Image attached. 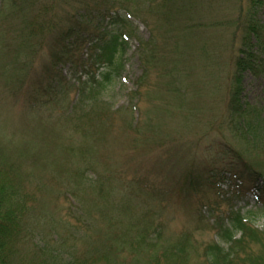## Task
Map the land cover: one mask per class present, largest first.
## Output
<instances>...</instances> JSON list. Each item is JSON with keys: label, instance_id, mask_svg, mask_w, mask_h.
Instances as JSON below:
<instances>
[{"label": "rangeland", "instance_id": "1", "mask_svg": "<svg viewBox=\"0 0 264 264\" xmlns=\"http://www.w3.org/2000/svg\"><path fill=\"white\" fill-rule=\"evenodd\" d=\"M109 1L117 8L125 5L126 8L135 10L142 8L144 16L148 18V23L141 19L133 20L134 26L138 28V37L144 40L145 48L149 46L146 42L153 38L157 44L156 50H153L156 60L147 70L141 62L139 43L137 39H133L126 55L123 75L113 79L105 87L101 86V89L96 88L95 91L99 92H95L97 97L93 99L87 97L85 90L79 91L84 86L83 81L87 83L85 89L93 86L92 75L86 71L91 65L86 49L81 50L78 57L87 63L83 67H75L72 61L59 65V72L63 77H58L57 81L62 79V83H58L62 85L54 93L42 94V98L35 102L28 103L24 96L14 102L12 94H5L6 86L12 87L11 91L17 84L2 82L0 78V158L14 164L15 177L25 181H22L21 186L26 185L30 190L37 187L35 209L38 217L35 223L30 221L37 233L43 235L44 231L49 237L59 233L68 238L67 245L75 246L77 252H83L89 246L83 243L82 237L69 235L77 220L73 218L74 215L68 214V207L73 208L75 217L86 218L90 222L89 239L93 235L92 231L106 228L108 224V219H102L97 208H93L98 195L95 192L97 188L93 189L91 183L95 182L98 172L88 166H95L105 177L113 175L123 185L122 179H132L135 174L142 177L151 168L145 159L154 158L159 153L158 150L153 151L155 139L164 142L170 139L183 141L184 146L180 147L182 154L177 159L178 164L173 167V171L177 170V173L192 163L196 167L213 163L228 146L246 156L251 155L248 157L256 152L251 148L250 138L245 139L239 134L240 131L232 129L227 118L234 20L240 8L247 5V0H177L179 3L174 10L171 3L174 0H157L154 9L151 7L153 11L149 6L154 0ZM164 2L166 9L160 13L157 7ZM100 4L101 0H21L18 6L23 5V8L6 7L5 15L9 16V23H3L1 27L0 13V46L3 40L6 45H12L5 55L4 51L0 53V63L18 54L24 56L28 52L29 56L32 55V50L27 45L23 44L24 50H14L13 47L19 44V38H14V35L18 34L16 31L20 28L26 27L25 24L28 25L27 18L35 19L33 21L42 30L48 25V30L55 23L68 21V18L76 14L89 15ZM260 15L264 21V9ZM10 18L13 20L10 21ZM195 23L205 26L198 28ZM44 33L41 32L42 35ZM56 37L57 34L54 41ZM38 40L39 37L34 39ZM51 43L52 38L47 39L45 52L41 55L43 62L36 67L35 73L42 71L44 64H49V59L52 58L48 51ZM56 50L57 47L54 51ZM171 70L176 71L170 73ZM144 72L146 74L142 79L140 95L136 94L134 98L132 94ZM32 77L33 74L31 79ZM57 81L49 82L55 86ZM175 81H179L184 88V97L172 90V83ZM244 100L250 106H256L264 115V70L259 74L249 73L244 78ZM97 108L105 110L104 118L108 122H111L110 119L114 120L112 128L106 129L105 124L103 126V122L97 120L90 123L89 119L93 115L91 112ZM130 121L138 122L137 131L129 127ZM88 126L89 129L92 128L90 132L94 130L88 135L90 141L86 145L95 153L90 156V161H85L73 153L82 146V128L87 129ZM261 138H264V123L259 136ZM69 139V145L73 142L74 147L71 152L65 149ZM256 143L259 145V141ZM70 154H73L72 157ZM258 160L261 161L262 158ZM77 166L88 168L81 182L73 173ZM140 166L142 170L137 171ZM96 184L99 188L102 187L98 182ZM229 185L230 182H222L221 194L210 196L209 199H216L218 204L214 213L206 205L200 207L199 214L204 216L202 221L198 219L195 201L186 208L168 204L161 217L157 216L165 223V240L176 241L189 233L190 240L200 246L217 238L216 230L208 224L216 222V219L227 223L230 209L242 214L247 210L250 212L264 207L250 193L242 196L232 194ZM67 191L74 193L66 194ZM156 203L153 201L154 208L161 209L162 206H156ZM251 219L255 227L264 229V213L258 211ZM121 223L124 228L126 223ZM135 231L133 235L137 234V230ZM24 244L25 248L30 246L27 242ZM51 244L60 248L62 239L59 243L53 241ZM94 247L95 251L97 247L100 251L99 248H103V245ZM254 249H258L257 246ZM124 250L122 259L126 257V261L119 259L118 263L113 264H133L136 259L140 264L153 262L149 251L145 249H141L136 257L127 252V247ZM197 250L183 264H204V258L197 254ZM25 261H30L28 254ZM166 263L161 261L152 264Z\"/></svg>", "mask_w": 264, "mask_h": 264}, {"label": "trees", "instance_id": "2", "mask_svg": "<svg viewBox=\"0 0 264 264\" xmlns=\"http://www.w3.org/2000/svg\"><path fill=\"white\" fill-rule=\"evenodd\" d=\"M19 2L21 3V0H0L1 27L3 23H9L7 20L9 16L5 15L6 7L23 8V5L18 6ZM101 3L93 12L91 11V14H76L68 18V21L61 20L55 23L48 30V25L42 30V27L34 22L35 19L27 18L28 25L25 24L26 27L20 28L16 31L18 34L14 35V38H19L20 45L15 44L13 47L14 50H24L23 44L27 45L32 50V55L29 56L30 53L27 52L24 56L18 54L11 59L5 57L6 61L0 63L2 82L17 84L11 91L12 87L6 86L5 94H12L14 102L24 96L28 103H31L41 99L42 94L54 93L62 85H58L62 79L57 81L58 77H63L58 66L72 61L75 67H83L87 61L83 62L82 58L78 57V53L86 49L91 63L86 71L92 75L93 86L85 89L87 83L83 81L84 86L79 88V91L85 90L87 97L93 99L97 97L95 92H99L95 91L96 88L101 89V86L105 87L104 85L123 75L126 55L133 39H137L139 43L141 62L145 64L147 70L156 60L154 51L157 44L154 43L153 38L146 42L149 46L145 48L144 40L138 37V28L134 26L133 20L141 19L147 23L149 21L144 16L142 8L135 10L126 8V5L117 8L109 0H101ZM156 3L157 0H154L149 6L151 11ZM171 3L173 10L177 9L179 1L174 0ZM165 4V2L161 3L157 7L160 13L166 9ZM240 9L234 20L231 43L232 75L229 78L230 82L228 81L229 116L227 118L230 120L232 129L240 131L239 134L245 139L250 138L251 148L256 151L255 155L248 157L251 155L246 156L236 148L228 146L213 163L198 165V167L192 163L177 173V170L173 171V167L178 164L177 159L179 160L182 154L180 147L184 146L183 141L170 139L164 142L161 139H155L153 151L158 150L159 153L154 155V158L145 159L151 168L142 177L135 174L132 179L126 181L122 179L123 185L116 181L113 175L109 174L105 177L104 173L95 166H88L98 172L95 182L91 183L93 189L97 188L95 192L98 195L93 208H97L102 219H108V224L106 228L92 231L93 235L89 239L90 222L86 218L84 220V218L75 217L73 208L68 207V214L74 215L73 218L77 220V224L70 230L69 235L82 237L83 243L89 246V249H84L83 252H77L75 246H68V238L59 233H54L50 237L44 231L43 235L37 233L30 224V221L35 223L38 217L35 209L37 187L30 190L26 185L21 186L25 181L22 179V182L15 177L14 164L0 158V264H113L123 258L122 252L125 253V247L128 248L127 252L135 257L141 249L149 251L152 263L165 261L166 264H183L198 249L197 254L204 258V264H264V229L255 227L251 219V216L258 211L264 213V207L250 212L247 210L242 214L230 209L227 213V223L219 222L217 219L212 224L207 223L210 228L216 230L217 238L204 242L200 246H196L190 240L189 233L179 240L166 241L163 232L165 223L160 219L168 204H177L186 208L194 201L197 204L198 214L203 205L214 213L218 208L217 200L209 198L221 194V183L224 181L227 184L230 182L229 189L232 194L242 196L250 193L256 200H262L264 204V138L259 139L264 115L256 106H250L244 100V78L249 73L259 74L264 70V21L260 15L261 10L264 9V0H247V5ZM12 20L10 18V21ZM229 24L233 26V23L229 22ZM196 25L198 28L205 26L199 23ZM41 32H45L44 35ZM56 34L57 39L54 41ZM37 37L39 40L34 41ZM49 38H52L48 50L52 58L49 59V64H44L42 71L35 73L36 67L43 62L41 55L45 52ZM10 45L12 44L6 45L3 40L0 53L4 51L5 55L6 50H11ZM56 47L57 50L54 51ZM174 71L176 70H171L170 73ZM145 74L144 72L141 76L137 89L132 94L134 98L136 94L140 95ZM49 81H57V83L54 86ZM172 85L174 87L172 90L184 97L185 91L180 82L175 81ZM91 113L93 114L89 119L91 124L97 120L103 122L106 129L112 128L114 120L110 119L111 122H108L104 118L105 110L97 108ZM137 124L138 122L130 121L129 127L137 131ZM86 128H82L83 144L73 154L81 159L84 158L85 161H90V156L95 152L86 144L90 141L88 135L94 129L90 132L92 128L89 129V126ZM98 135L101 136L100 133ZM258 141L260 146L256 143ZM69 142L71 139L65 144L67 152L74 150L73 142L70 145ZM172 147H174L173 150ZM188 150L190 151L191 148ZM258 158L262 160L259 161ZM191 160L194 162L193 159ZM88 168L77 166L73 172L74 176L79 177L81 182ZM139 170H142L141 166L137 169ZM97 182L101 184V188L97 186ZM69 193L74 192H66V194ZM153 201L157 202L156 206H162V208L155 209ZM216 217L219 216L216 215ZM198 219L202 221L204 216L199 214ZM122 221L126 223L124 228L120 225ZM135 230L137 234L133 235ZM60 239H62L60 248L51 244L53 241L59 243ZM26 242L30 244L28 248H25ZM98 244L103 245V248H99L101 252L98 251V247L95 251L94 246ZM254 246L258 249H254ZM26 254L30 256L28 262L25 261ZM125 259L126 257L122 260L126 261ZM138 261L136 259L133 264H140Z\"/></svg>", "mask_w": 264, "mask_h": 264}]
</instances>
